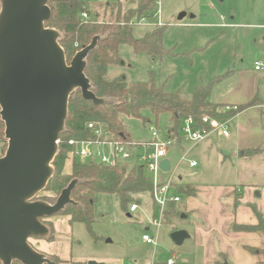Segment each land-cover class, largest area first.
<instances>
[{"label":"rangeland","instance_id":"374dc122","mask_svg":"<svg viewBox=\"0 0 264 264\" xmlns=\"http://www.w3.org/2000/svg\"><path fill=\"white\" fill-rule=\"evenodd\" d=\"M108 1L116 0H90L91 5L101 4L99 19L110 18L109 15H104L105 3ZM121 1L123 10L137 4V0ZM159 8L160 15L157 18H149L145 23L135 24L132 32L134 37L141 38L161 22L166 26L164 47L170 50V53L161 59H154L146 53L135 52L129 44H122L119 55L125 64L111 66L108 72L110 78L123 75L128 82H151L155 79L163 85L165 91H180L182 95L188 96L195 86L209 83L212 78L223 75L230 68L248 69V76H252L256 61L264 67V0H160ZM182 12H186V16L179 20L178 16ZM200 23L216 26L204 27ZM224 23L232 26H223ZM237 74L238 71L214 85L211 95L213 102L220 101L226 91L237 84ZM259 74L262 75L261 84L264 88V70ZM144 115L148 118L146 121L124 117L131 140L143 143L141 147H131L136 154L152 150L148 144L152 138L151 126L159 128L162 134H165L170 126V113L161 114L157 120L149 111ZM192 146L184 144L170 149L172 169L165 172L166 181L178 183L183 187L196 180L222 179V167L214 162L217 156L216 145L211 149L209 159H206L210 146L208 142L200 143L193 150ZM7 147L4 128L3 135H0V156L5 154ZM133 160L134 158H128L126 162ZM191 160H195L198 165L183 167V164H189ZM65 170H71L70 159ZM52 195L54 193L47 190L39 194L40 197ZM136 197L139 201L135 199L133 203L137 202L138 211L131 212L130 206L127 210L122 209L115 195L99 194L96 203L98 217L92 225L93 234L84 222L69 223L72 231L70 230L67 236L73 244L74 257L116 258L123 260L125 264H137L136 260L142 259L143 264H164L171 256L172 250L180 252L184 249L187 245L176 243L172 239V229L183 225L181 216L173 218V222H165L161 218L160 209L154 207L150 193L134 196ZM171 208L173 207L166 211ZM59 216L66 217L64 214ZM152 217L161 220L159 236H156L157 226L151 225L150 231L145 230ZM67 225L65 223L66 227ZM145 233L157 240L156 246L142 243V235ZM254 259L257 260L255 256ZM88 261L98 262L96 259ZM61 264L72 263L63 261Z\"/></svg>","mask_w":264,"mask_h":264},{"label":"trees","instance_id":"16d2710c","mask_svg":"<svg viewBox=\"0 0 264 264\" xmlns=\"http://www.w3.org/2000/svg\"><path fill=\"white\" fill-rule=\"evenodd\" d=\"M100 5H91L90 0L49 1L52 16L46 22V26L56 28L61 32L60 44L66 52L68 63L78 50L92 41L94 36H101L87 57L85 72L90 79L92 92L97 97L105 98L106 102L101 105L86 100L80 89L71 94L67 129L60 136L59 151L53 160L55 173L45 189L52 191L54 195L37 197L54 203L62 189L72 179H79L80 183L76 185L71 194L77 204H68L58 214L67 215L71 224L84 222L92 234L94 233L92 225L98 217L96 203L99 194L115 195L122 209L127 210L135 199L139 201V198H134V196L144 193L151 194L153 184L147 166L139 164L136 158L131 162H123L110 167L102 163L70 157L69 153L72 150V146L68 143L70 138L93 137L92 131L87 127L88 122H103L114 138L132 142L130 134L127 133L124 117L146 121L148 119L144 115L146 111L151 112L156 120L161 114L170 113L168 130L170 134L178 138L181 135L183 119L187 116L200 120L205 114L217 118H229L234 114L224 112L223 104L214 103L211 100L214 85L220 82L228 72L212 78L207 84L195 86L188 96L182 95L180 91L175 93L165 91L163 85L157 83L155 79L151 82H128L123 75L110 78L108 72L111 66L125 64L119 55L122 44H129L135 52L146 53L154 59L163 58L170 53V50L164 47L165 25H154L141 38L134 37L132 32L134 25L139 23V19L144 16L148 18L153 16L157 9V0H137L136 6L127 10H123L121 0L108 1L105 3L104 15H109V19H99ZM83 11L88 12L91 20L86 22L81 18ZM256 102L257 100L254 99L246 106ZM4 128L5 124L0 116V135H3ZM258 151H248L246 155H252ZM69 159L71 170L67 172L65 166ZM191 193V190H187L185 195ZM176 203L169 202L165 208L163 216L165 222L172 221L177 216L180 217L181 211ZM170 207L173 208L166 211ZM252 208L258 221L255 224H234L233 228L256 232L261 236L262 245L260 247H247V249L256 257L257 264H264V217L255 205H252ZM48 257L57 264L63 262L58 256L48 255ZM225 262H227L226 256L222 254L216 262L206 264H224ZM71 263L87 264L82 261ZM0 264H2L1 261ZM13 264L21 263L15 261Z\"/></svg>","mask_w":264,"mask_h":264},{"label":"water","instance_id":"95a60500","mask_svg":"<svg viewBox=\"0 0 264 264\" xmlns=\"http://www.w3.org/2000/svg\"><path fill=\"white\" fill-rule=\"evenodd\" d=\"M49 1L0 0V116L8 141L0 156L2 264H57L30 240L49 237L45 219L77 204L71 194L80 180L72 179L54 203L37 197L55 173L53 160L67 129L71 94L80 89L84 99L106 102L92 92L85 72L87 57L101 36H94L68 63L61 32L46 26L52 16ZM185 16L182 12L178 19ZM161 168L170 171V160L164 159ZM187 235L180 229L172 239L181 243Z\"/></svg>","mask_w":264,"mask_h":264},{"label":"crops","instance_id":"0c3cea01","mask_svg":"<svg viewBox=\"0 0 264 264\" xmlns=\"http://www.w3.org/2000/svg\"><path fill=\"white\" fill-rule=\"evenodd\" d=\"M200 24L204 27L216 26L211 23ZM222 25L232 26L229 23ZM257 62H255L254 70H251L252 76H248L250 71L245 68L228 69L226 76L236 74L238 71L239 80L226 91L220 101L214 102L243 106L240 111L229 117V136H224L217 131L206 140L194 143L185 140L180 135L167 152L165 159L170 160L169 153L172 147L192 144L191 150H193L200 143L208 142L210 146H208V156L205 158L209 159L211 149L216 145L217 156L214 162L222 167L221 174H223L222 179L196 180L183 187L170 181L171 193L180 196V201L176 203V206L180 209V216L183 219V225L174 227L172 232L180 229L188 232L187 237L182 241L187 246L180 252L171 251L169 258L175 256L174 264L212 263L219 260L222 254L226 256L229 264H257L254 255L247 247H260L262 245L261 236L256 232L233 228L234 224H255L258 221L252 205H255L264 217V88L261 84L262 75L259 74L264 67L256 69ZM254 99L257 100L255 104L246 106ZM167 132H169L168 129ZM252 150L259 151L246 155V152ZM192 161L195 160L190 162ZM190 162L183 164V167L198 165L195 161V166H191ZM170 163L172 169L171 160ZM165 174L163 173L164 180H166ZM179 179L181 180V177ZM187 190H191L192 193L185 195ZM153 205L157 207L154 201ZM137 211L138 208L133 212ZM59 215L56 214L46 219V224L51 228L49 237L52 236V238H32L30 240L37 250L47 255L58 256L64 262L88 263V260L96 259L98 262H110L102 264H125L123 260L116 258L74 257L73 244L67 236V233L72 231L69 217L66 215L60 218ZM154 218H150V225L145 230L150 231L151 225L157 226L156 236H159L161 224L155 225L152 222ZM173 221L175 220L169 222ZM65 223L68 224L67 227ZM142 243L147 242L142 238ZM136 262L143 264L142 259ZM164 264L169 263L167 261Z\"/></svg>","mask_w":264,"mask_h":264},{"label":"built area","instance_id":"2783aa9c","mask_svg":"<svg viewBox=\"0 0 264 264\" xmlns=\"http://www.w3.org/2000/svg\"><path fill=\"white\" fill-rule=\"evenodd\" d=\"M160 0H157V9L155 10L151 18H157L160 15L159 8ZM81 18L84 21L91 20L87 11L81 13ZM148 17L144 16L139 19V23H145L148 21ZM158 25H163L161 22ZM263 66L257 62L256 69H262ZM241 110L239 105L227 104L223 106L224 112L237 113ZM87 127L92 131V138H70L68 140L69 145L72 146L70 151V157H76L80 160L91 161L96 163H102L104 165L115 167L116 165L126 162L128 158H136L137 162L142 166H147V169L152 178L153 190L152 198L155 205L161 211V218L163 219L164 210L169 202H179L180 196L171 193L172 184L170 181L163 179V173L165 171L161 168V162L166 158L167 152L171 145L176 142L170 132L162 134L160 129L151 126L150 131L152 134L151 140L148 142L152 147L151 151L145 150L142 153H134L131 149L132 146L141 147L143 143L140 142H125L122 139L114 138L105 123L90 121L87 123ZM220 131L224 136H229V118H217L208 114L201 117L200 120H196L192 116H187L183 119L181 126V135L189 142H200L206 140L214 132ZM60 139L58 140V143ZM196 162H190L191 166H195ZM138 208L137 203H133L130 206V211L133 212ZM155 225H160L161 220L156 218L152 221ZM143 240L154 246L157 245V240L151 237L149 234L142 236ZM176 262L175 256L169 258L168 263L174 264ZM130 264V263H128Z\"/></svg>","mask_w":264,"mask_h":264}]
</instances>
